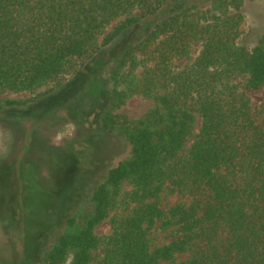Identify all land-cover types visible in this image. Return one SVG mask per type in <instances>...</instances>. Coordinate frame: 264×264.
<instances>
[{
  "label": "trees",
  "instance_id": "obj_1",
  "mask_svg": "<svg viewBox=\"0 0 264 264\" xmlns=\"http://www.w3.org/2000/svg\"><path fill=\"white\" fill-rule=\"evenodd\" d=\"M207 1L0 0V96L55 85L0 100V111L47 96L124 40L100 124L130 156L93 188L89 214L66 219L41 264H264V36L238 43L253 0ZM179 60L189 63L176 69ZM135 97L152 107L132 119L120 110Z\"/></svg>",
  "mask_w": 264,
  "mask_h": 264
},
{
  "label": "rangeland",
  "instance_id": "obj_2",
  "mask_svg": "<svg viewBox=\"0 0 264 264\" xmlns=\"http://www.w3.org/2000/svg\"><path fill=\"white\" fill-rule=\"evenodd\" d=\"M197 2L208 6L207 0ZM242 14L238 43L252 48L264 36V0L246 1ZM123 43L102 48L76 72L64 75L61 86L47 96L0 111V264H41L66 219L89 214L93 188L130 156L129 144L100 124L110 92L109 59ZM198 52L193 50L191 58ZM187 63L179 60L174 66L181 69ZM54 86L34 95L6 93L0 100H31ZM252 99L260 102L262 95ZM151 107V101L135 97L120 113L137 119ZM180 201L184 199L177 195L164 204ZM108 230L104 223L97 233Z\"/></svg>",
  "mask_w": 264,
  "mask_h": 264
}]
</instances>
